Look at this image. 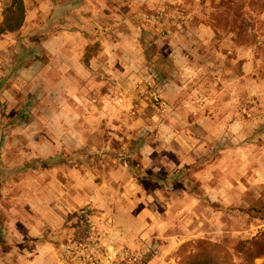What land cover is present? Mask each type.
I'll return each mask as SVG.
<instances>
[{
	"label": "crops",
	"instance_id": "1",
	"mask_svg": "<svg viewBox=\"0 0 264 264\" xmlns=\"http://www.w3.org/2000/svg\"><path fill=\"white\" fill-rule=\"evenodd\" d=\"M129 2L73 0L63 11L62 0H24L21 28L0 33V158L58 159L4 166L13 193L0 188V264H79L62 245L78 219L68 213L86 206L110 256L113 233L124 252L156 238L155 252L170 254L175 213L237 204L264 184V43L211 41L202 21L185 39L157 26L148 41ZM131 142L151 179L116 159Z\"/></svg>",
	"mask_w": 264,
	"mask_h": 264
},
{
	"label": "rangeland",
	"instance_id": "2",
	"mask_svg": "<svg viewBox=\"0 0 264 264\" xmlns=\"http://www.w3.org/2000/svg\"><path fill=\"white\" fill-rule=\"evenodd\" d=\"M9 3L10 0H0L1 7H7ZM130 3L136 4V1L130 0L128 4ZM154 4L155 7H151L148 11L141 4L137 3L135 6L139 13L141 10V12H144L142 17L146 19L145 32L148 41H155V38L160 34L157 30L155 31L157 26L171 34L175 41H178V38L185 39L187 37L185 28L199 24L202 21L212 27V31L209 30L211 37H213L211 41H237L244 42V44L261 41L264 43V0H173V2L156 0ZM147 20L150 22H147ZM240 28L245 30L243 34L241 33L242 35L238 33ZM195 37L194 41H197L198 37ZM258 49V53L262 58L260 71L264 74V44H258ZM133 145L134 143L131 142L125 149L117 151L116 159L118 153L127 156L132 154L136 150ZM116 148L119 149V147ZM64 158L66 162L69 161L68 163L74 160L65 156ZM52 159L58 160L57 158ZM129 159H134V161L140 163L137 155L128 157ZM82 160H77L82 166L92 162L89 158L88 162L87 159ZM21 161L25 164L30 160L0 158V169H3V171H0V188H3L5 199L13 193V190L9 187L13 182L11 177L9 179L5 177L7 176L4 172L5 167H9L10 163L19 165ZM20 176L21 173H18L13 178L16 182H19L20 179L18 178ZM194 187L199 188L197 185ZM242 197L243 199L239 203L226 205H212L208 200H203L198 205L194 204L190 208L191 211L186 218L180 213H175L174 220L171 221L169 227L172 234L178 238L174 239L173 252L170 254L166 251L160 254L155 252L159 250L158 246H154L156 238L142 252H124L127 246H123L119 234L113 233L111 245L115 247L114 251L116 253L111 255L112 258H110L111 256L107 252L109 249L101 241V236L92 233L95 229H92L93 225L89 224L88 215L90 210L87 206L67 215L68 218L74 219L78 216L79 219L74 220L73 229L75 234H73L70 242L82 241L92 244L96 248L91 255L93 264H150L156 257L161 264H181V260L187 253L197 250L198 241L205 239L224 245L230 252L232 261L236 264H242L244 263V254L236 249L237 245L241 241L258 237L264 231V219L262 218L264 213L256 215L245 213V209L248 207L256 203H264V184L252 186L242 194ZM1 198L2 195L0 194ZM236 201L238 202V200ZM119 223L121 227V222ZM170 231L168 230V232ZM163 241V238H160L158 243ZM86 258L84 253L78 251L65 253V259L69 263L75 261L79 264L82 262L91 264V261L86 260ZM252 264H264V257L254 259Z\"/></svg>",
	"mask_w": 264,
	"mask_h": 264
},
{
	"label": "trees",
	"instance_id": "3",
	"mask_svg": "<svg viewBox=\"0 0 264 264\" xmlns=\"http://www.w3.org/2000/svg\"><path fill=\"white\" fill-rule=\"evenodd\" d=\"M71 2L72 1L69 0H62V5H59V7H61L63 11H71L74 7ZM25 9L24 0H10L9 5L5 7L4 10V19L0 22V33L19 30L25 20ZM244 31L243 28H240L238 33L242 35ZM57 162L58 160L56 161L52 158L45 160L34 159L30 164L37 168L46 167L56 164ZM128 166L131 168L136 178H145V180H147L148 177L151 179L152 176H154L153 173H147V175L143 177L139 168V163L134 161V159L128 160ZM245 213L248 215L264 213V203H256L248 207L245 209ZM262 218L264 219V217ZM196 248L197 250L195 252L187 253L183 257L181 264H236L232 261L230 252L221 243L201 239L198 241ZM236 249L244 254V263L242 264H252L254 259L264 257V231L258 237L241 241Z\"/></svg>",
	"mask_w": 264,
	"mask_h": 264
},
{
	"label": "built area",
	"instance_id": "4",
	"mask_svg": "<svg viewBox=\"0 0 264 264\" xmlns=\"http://www.w3.org/2000/svg\"><path fill=\"white\" fill-rule=\"evenodd\" d=\"M128 157L127 155L123 154V153H118L117 154V160L120 162H123L125 166H128ZM62 247L64 248V250L67 253H71V252H79V253H84L85 256L87 257L86 259L88 260H93V258L91 257V255L93 254L94 250L96 249L92 244L87 243V242H68L62 245ZM112 258V256L110 257Z\"/></svg>",
	"mask_w": 264,
	"mask_h": 264
}]
</instances>
